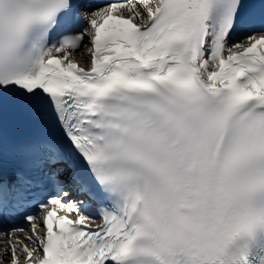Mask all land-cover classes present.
Instances as JSON below:
<instances>
[{"label": "snow or ice", "instance_id": "1", "mask_svg": "<svg viewBox=\"0 0 264 264\" xmlns=\"http://www.w3.org/2000/svg\"><path fill=\"white\" fill-rule=\"evenodd\" d=\"M86 9L0 0V264H264V0Z\"/></svg>", "mask_w": 264, "mask_h": 264}, {"label": "bare ground", "instance_id": "2", "mask_svg": "<svg viewBox=\"0 0 264 264\" xmlns=\"http://www.w3.org/2000/svg\"><path fill=\"white\" fill-rule=\"evenodd\" d=\"M127 14V13H126ZM86 41H87V38H85ZM86 49H80V50H76V51H72V54L70 56V58H77V59H80V60H85V59H88L90 56L86 54ZM29 234H31L30 230H29ZM19 235H23V234H19ZM31 247V245H30Z\"/></svg>", "mask_w": 264, "mask_h": 264}, {"label": "rangeland", "instance_id": "3", "mask_svg": "<svg viewBox=\"0 0 264 264\" xmlns=\"http://www.w3.org/2000/svg\"><path fill=\"white\" fill-rule=\"evenodd\" d=\"M29 230H30V228H29Z\"/></svg>", "mask_w": 264, "mask_h": 264}]
</instances>
